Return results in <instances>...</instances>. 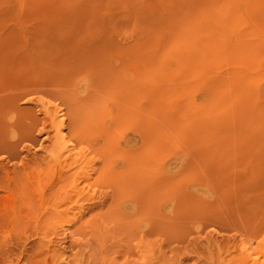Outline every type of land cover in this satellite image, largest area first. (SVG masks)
<instances>
[{
  "label": "rangeland",
  "instance_id": "rangeland-1",
  "mask_svg": "<svg viewBox=\"0 0 264 264\" xmlns=\"http://www.w3.org/2000/svg\"><path fill=\"white\" fill-rule=\"evenodd\" d=\"M0 264H264V0H0Z\"/></svg>",
  "mask_w": 264,
  "mask_h": 264
},
{
  "label": "bare ground",
  "instance_id": "bare-ground-1",
  "mask_svg": "<svg viewBox=\"0 0 264 264\" xmlns=\"http://www.w3.org/2000/svg\"><path fill=\"white\" fill-rule=\"evenodd\" d=\"M56 119H57V116H56ZM52 121H54V122H56L55 121V117H54V115H53V120ZM57 128H58V126H57ZM58 132L55 134V136H56V141H59L60 139H61V134H60V132L59 131H61L60 129L59 130H57ZM66 149V148H65ZM64 149V150H65ZM68 149V148H67ZM66 152V151H65ZM67 153V152H66ZM70 154V153H69ZM66 156V154L64 155V158H67V156L69 157V155H68V153H67V156ZM59 157H61V156H59ZM43 194V193H42ZM65 197H63L62 199H64ZM69 198V197H68ZM70 199V198H69ZM29 200V199H28ZM68 200V199H67ZM62 203V202H61ZM54 210V209H53Z\"/></svg>",
  "mask_w": 264,
  "mask_h": 264
}]
</instances>
